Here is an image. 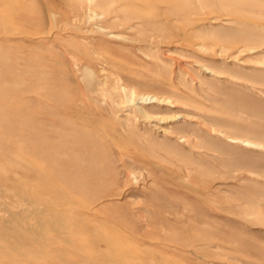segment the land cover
I'll use <instances>...</instances> for the list:
<instances>
[{
    "label": "rangeland",
    "instance_id": "374dc122",
    "mask_svg": "<svg viewBox=\"0 0 264 264\" xmlns=\"http://www.w3.org/2000/svg\"><path fill=\"white\" fill-rule=\"evenodd\" d=\"M0 6L5 13H25L29 18H20L22 25L14 27L37 32L29 33L27 40L0 36V113L4 115L0 190H12L8 200L22 201L27 196L24 191L29 195L36 191L31 172L33 143L40 135L37 112L42 113L37 118L42 129L54 127L51 137L56 143L66 141L69 120L64 105L38 103L29 84L35 74H48L56 61L69 57L82 67L95 58L85 37L100 35L85 31L94 29L97 20L94 27L71 23L76 15L120 9L110 31L118 36L106 46L113 79L118 77L128 88L121 93L123 101L129 103L131 87L136 94L177 100L171 98L176 106L145 105L161 114L152 120L139 112L128 120L124 115L131 111V103L121 104L126 111L118 116L121 123L127 120V128L117 151L109 155V167L98 166L94 156L90 163L105 175L106 183L102 190L101 183L93 186L95 192L91 188L92 194L84 195L98 210L90 218L89 231L77 232L73 246L64 242L62 234H55L60 248L67 251L65 257L48 248L40 259L24 264H264V148L231 143L202 127L207 123L264 145V0H13ZM33 18L35 25H27ZM116 62L121 66L113 65ZM169 80L177 92L165 89ZM114 99L112 103H120ZM105 110L104 116L111 118ZM175 115L181 117L174 119ZM157 125L169 128L171 134L160 132ZM181 136L190 142H182ZM112 167L115 171L109 170ZM23 184L27 190H21ZM28 200L35 213L52 205L37 196ZM47 224V219L38 217L18 228L40 229ZM92 227L95 230L90 231Z\"/></svg>",
    "mask_w": 264,
    "mask_h": 264
},
{
    "label": "bare ground",
    "instance_id": "6f19581e",
    "mask_svg": "<svg viewBox=\"0 0 264 264\" xmlns=\"http://www.w3.org/2000/svg\"><path fill=\"white\" fill-rule=\"evenodd\" d=\"M12 1L13 0H0V5L10 4L12 3ZM14 1L16 2V0ZM3 11L4 10L0 9V36L2 34L7 36L8 34L9 37L10 34H12L13 37L15 36L14 38L20 40L23 39L27 40L28 38L31 39L28 36L29 33H37V32H29L22 28L17 29L16 27H14L16 25L21 24L18 23L19 21H21L20 18L23 21L24 20L27 21L29 19L27 18L24 12L23 13L25 15L20 14L18 12L19 13L18 16V14L17 15L9 14ZM105 11L99 12L97 10L92 9L91 12L89 13L86 12L84 16H82L81 14L80 15L78 14V16L76 15L75 16L76 20H72L73 22H71V23L75 22L76 24H83V25L88 24V26L91 23L90 25L93 26L92 22L94 21V19L97 20V23L94 25L95 27L93 26L94 29L90 28L91 30L89 29L85 31L89 33V35L90 32L92 33L96 32L98 33V35H100L99 37H92V38L85 37V39L88 40L86 41V43L89 45L90 50L93 56H95V58L90 59V61L87 64L83 65L82 67L81 65L79 67V65L75 61H73V59L68 61L69 57L67 58V60L56 61L55 63H53L52 67H50L49 70L50 72H48V74H42V73L35 74L34 75L35 79H33V81L29 84L30 86H32V91L35 93L38 103H44V104L62 103L64 105L63 106L64 112L68 117L67 120H69L68 128L65 127L68 133L66 135L65 142L61 140V142L57 141L60 143H56L55 141L56 137H51V134L55 133L54 127H48L46 129H42L41 126L42 122L37 123V118L38 120H40L39 116L42 113L39 111V109L36 110L39 111L37 112V118H35L36 128H37V133H39L40 135L39 137H37V139H35L33 143L34 166L31 172L32 179L36 181V191L35 194L33 193L29 195L26 191H24L27 190L26 184H23L21 186L22 189L20 187L19 188L23 190L24 194L26 193L27 196L22 201H17V200L15 201V200H8L9 198L12 197V195L9 194L8 192V191H12L11 189L5 191H2V189L0 190V264H6L8 261L12 262V264L13 263L24 264L23 262H25V260L33 261L37 258L40 259L41 256L46 254L48 248L55 249L60 253V255H62L61 258H63L66 256L67 251H64L63 249L60 248L61 242L58 239L59 237L56 238L55 234L58 233L62 234L64 237V242H67L69 245L73 246L76 245L77 232L89 231L92 225L90 224L91 223L90 218L94 215V213H96L95 211L98 210L96 207L91 206V204H89V201L88 202L87 200L85 201L84 195L87 194L86 192L87 191L89 192L91 188L93 190L94 188L93 186L95 185L100 186L101 183H102L101 186V190H102L103 184L106 183V182L104 183L103 181L104 179H106L105 175L100 173L99 171L97 172V169L92 168L90 166V163L93 160V156H94L97 159L96 162H98V166H100L101 164H105L104 166L103 165L101 166H103V168L107 167L106 166L107 160H110L109 155H111L112 152L114 153L116 148L119 146L118 140L119 138L122 137L123 131H126L125 129L127 128V125H125V122L127 120L126 121L124 120L125 121L124 122L121 119V121L123 122L121 123L119 119L120 117L118 116L120 112L124 113L126 111L122 109L121 104L125 105L131 103V106H129L131 111L129 110L130 112L128 113L126 112L125 115L123 114L124 116L128 117V120L134 118L133 115L136 114L137 112L140 113L141 117L147 120H152L161 115V114L156 115L152 113L150 110L146 108L145 105L160 104V105L176 106V103L173 102L171 99L173 97L169 98L170 96L165 97V96H159L158 94L151 95L147 93L136 94V91L132 87L130 89V93L132 94V97L128 98L129 103H127L128 101L125 102L122 100L121 93L123 91H126V89L128 88L121 84L122 81H120L118 77L113 79V77L115 76L114 72L109 71L110 69L109 62L111 60V58H109L110 50L106 46L108 42L112 41L113 38L118 36L117 33L110 31L112 30L111 27L113 26V24H115V21H117V19L120 18L117 16L118 15L117 13H119L120 9L116 7H112L108 11L106 12ZM35 20L36 19L33 18L32 23L27 25L30 26L35 25L34 22ZM71 23L68 26H71L72 25ZM80 27H81V31H83L82 25L79 26V28ZM133 27L134 26L130 28ZM49 32H47V34H52V32L51 33ZM40 33L41 32H38V34H34V35L37 36ZM61 38L62 37H60V39ZM43 39L45 40L49 39V36L48 37L44 36ZM87 53L88 55L90 54L88 51ZM48 55H50V53ZM88 55L87 57H89ZM52 59L53 57H51V60ZM38 60H42V59L38 58ZM63 65H65L64 66L65 69L62 68ZM113 65L121 66L119 62H116ZM62 69L64 70V72L61 71ZM118 73L119 72H117V74ZM164 84H166L165 89L166 88L169 89L171 93L172 92L175 93L178 91L176 89H173L175 85H173V83H171L170 80L169 82L168 81L164 82ZM78 91L80 92L77 94ZM23 93H28V92L24 90ZM114 97H116V99L118 98L120 103L118 101H117L118 103H112L115 101ZM24 99L23 97H20L21 101H23ZM102 100L105 102L109 100L111 101V103H101ZM175 100L176 99H174V101ZM102 104L106 105L107 110H105L104 107L101 108ZM127 107L128 106H126V108ZM103 110L108 111V113L111 114V118L105 117L103 114ZM180 117L181 116H176V115L173 116L174 119ZM0 118L1 119L4 118V115L2 113H0ZM163 119L165 118L163 117L160 120V123H163ZM201 123H204V121ZM204 125H202V127L207 129L209 132L214 133V135L215 134L222 135L226 137L227 141L231 143L242 144V146L244 145L246 147H254L256 149L264 148V145L262 143L261 144L257 143L258 141L257 142L251 141L248 138L247 140H244V138L232 136L229 135L228 133L226 134L224 131H221V129L217 130L215 128H212L207 123L206 124L204 123ZM156 127H157L156 129L160 130V132H164L166 134L171 132L169 128L162 127L159 125H157ZM41 134H45L46 137L41 136ZM189 137H191V134ZM181 140L182 142L185 143L190 142V138L188 137L181 136ZM111 166L112 165L110 164V167ZM110 169H112V171L114 170L113 167L109 168V170ZM109 173L112 174L111 171ZM111 174H108L107 176L109 177L110 175L111 177L112 176ZM103 175L104 178L102 177ZM114 179L116 178L114 177ZM186 184L189 185L190 183H186ZM111 185L114 186L113 183ZM107 187H110V185H108ZM92 192L95 191L93 190ZM89 193H91V191ZM99 193L97 194L99 195ZM91 194L88 195L91 196ZM104 194L106 193L104 192ZM33 196H37L38 198L48 200L49 202H52V205L45 208L43 213L32 212L30 210V207L32 205L29 203L30 201L28 200V198ZM96 199L97 198L95 197V200ZM98 199L100 200V198ZM26 200L29 202L27 203ZM23 201L26 202V204L21 205L20 203ZM18 204L24 206L25 209H20ZM38 217L47 219L48 224L40 229L27 228L26 230H21L18 228V224L20 223L31 225V220ZM77 225L78 227H76ZM95 228H93L90 231L95 230ZM88 249L91 250L90 247ZM73 250L75 249H71V251ZM76 252H78V250H76ZM59 253L58 254L56 253L57 257ZM69 255L71 254L69 253ZM104 256H105L104 262L108 263V261L106 260L107 255L104 254ZM71 257L72 256H70V258ZM89 258H91V255L90 257H88V261H90ZM159 258L161 259L162 256H160ZM164 260L165 259H163V262H167ZM71 263L72 262H70L69 264Z\"/></svg>",
    "mask_w": 264,
    "mask_h": 264
}]
</instances>
